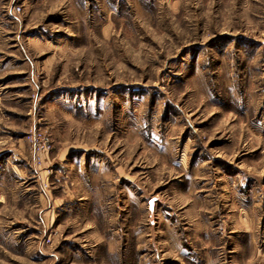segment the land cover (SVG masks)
Here are the masks:
<instances>
[{
	"label": "rangeland",
	"instance_id": "374dc122",
	"mask_svg": "<svg viewBox=\"0 0 264 264\" xmlns=\"http://www.w3.org/2000/svg\"><path fill=\"white\" fill-rule=\"evenodd\" d=\"M0 264H264V0H0Z\"/></svg>",
	"mask_w": 264,
	"mask_h": 264
},
{
	"label": "crops",
	"instance_id": "0c3cea01",
	"mask_svg": "<svg viewBox=\"0 0 264 264\" xmlns=\"http://www.w3.org/2000/svg\"><path fill=\"white\" fill-rule=\"evenodd\" d=\"M74 164V163H71ZM93 167H97L98 166V175L96 176L97 181L96 183H94V178H92V183L94 184V189L91 188L92 191L90 197L87 194L86 191H88L87 187L89 186V178L85 177L84 175H80L81 179H80V184H77V190L73 191L72 193L70 192V198L73 200L74 204H82L81 206H85V204L89 201L92 200L95 204V201H97L98 204H100L101 198L107 201H110V199H112V195L113 192H115V179L114 181L111 182V179L109 178L108 181H105L103 179V183H105L104 186H102L100 183H102L101 178H106L107 176L110 175V172H113L114 170L111 169L110 165H103L102 163L98 162V163H93ZM108 171V173H106ZM86 178V179H85ZM88 178V179H87ZM87 186V187H85ZM105 187V188H102ZM82 190V193H80V191ZM94 191H97L98 193H94ZM77 192V193H76ZM96 194H99L98 198H93V196H96ZM106 195H108L106 197ZM42 199H44L45 203H46V208H45V213L42 215V217H40V220L38 222V224L41 226H47L48 222V218L51 219L50 222H53L52 218L54 216V211H53V205L51 204L52 198H51V194L48 191H45V194H42ZM110 203V202H109ZM113 203V202H111ZM96 206V205H95ZM49 208H52L51 210H49ZM95 214V213H94ZM127 218V217H125ZM115 250L114 249H109V255L114 254Z\"/></svg>",
	"mask_w": 264,
	"mask_h": 264
},
{
	"label": "built area",
	"instance_id": "2783aa9c",
	"mask_svg": "<svg viewBox=\"0 0 264 264\" xmlns=\"http://www.w3.org/2000/svg\"><path fill=\"white\" fill-rule=\"evenodd\" d=\"M14 10L17 14L20 12L19 7ZM27 139L34 153V163L37 165L42 164L51 152L52 145L50 140L44 134L36 131H31Z\"/></svg>",
	"mask_w": 264,
	"mask_h": 264
}]
</instances>
